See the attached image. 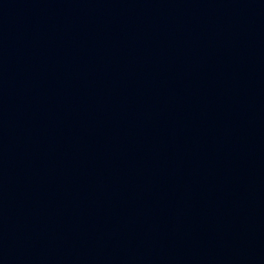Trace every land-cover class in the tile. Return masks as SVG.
I'll return each mask as SVG.
<instances>
[{
  "label": "water",
  "instance_id": "water-1",
  "mask_svg": "<svg viewBox=\"0 0 264 264\" xmlns=\"http://www.w3.org/2000/svg\"><path fill=\"white\" fill-rule=\"evenodd\" d=\"M0 264H264V0H0Z\"/></svg>",
  "mask_w": 264,
  "mask_h": 264
}]
</instances>
